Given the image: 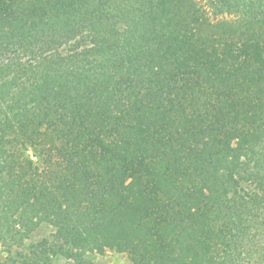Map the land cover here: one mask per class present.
<instances>
[{"label": "trees", "instance_id": "16d2710c", "mask_svg": "<svg viewBox=\"0 0 264 264\" xmlns=\"http://www.w3.org/2000/svg\"><path fill=\"white\" fill-rule=\"evenodd\" d=\"M74 1L0 0V264H94L107 250L171 264L155 245L157 219L175 255L203 248L189 264L242 261L207 252L209 238L188 226L201 214L251 230L246 258L264 264V117L257 143L221 164L211 198L175 179L186 151L214 139L185 134L181 149L191 117L217 121L227 139L239 128L222 105L247 92L232 96L227 78L256 68L240 50L264 39V0H202L216 23L186 10L194 0ZM229 34L240 39L218 47L211 76L201 45ZM215 99L214 115L202 113ZM200 200L218 217L208 204L197 211Z\"/></svg>", "mask_w": 264, "mask_h": 264}, {"label": "rangeland", "instance_id": "374dc122", "mask_svg": "<svg viewBox=\"0 0 264 264\" xmlns=\"http://www.w3.org/2000/svg\"><path fill=\"white\" fill-rule=\"evenodd\" d=\"M77 1L78 0L74 2ZM194 1L196 5L189 4L187 5L188 9L186 10L189 12L190 10L192 12L197 10L200 12L201 18L206 19V16L212 22L216 23L215 21L217 18H215L212 14V8H209L204 2H202V0ZM58 4H60L58 7H62V4L64 3L59 2ZM232 38L240 39L239 37L233 36L231 34H229V37L226 35H220L213 39L211 44H206L205 46L201 45L202 51L205 53L207 59L204 68L209 74H211V76H215L218 72L217 69L214 68L220 59L217 56L219 55L218 47L223 45L224 50L225 46L228 45L227 41H229V44L238 42L232 40ZM246 41L248 40L246 39ZM255 43H260V46ZM245 45H251V47L254 45L248 52H244L242 50L240 51L245 53L250 62H255L256 68L250 73H248L247 68H241L234 72L232 77L227 78V90L232 96L242 92H247V95L243 102H239L237 105H222L223 110L230 112L231 121L233 124H239L238 130L233 131L230 134V139H227L226 136L219 132V123L217 121L208 120V117H191L192 119L188 121L187 126H185V128H183L176 136L179 139L178 145L181 149H183V137H185V134H188V136L190 135L193 138V142L202 140L204 137V131H207L208 135L211 134L214 136V139H212V146L210 148H192L191 150L186 151L187 155L184 157V167L181 170V175L176 176L175 178L179 179V181L183 180L185 182L183 188L186 192L191 190L194 193L195 190L199 191L200 189L204 188L205 195L209 197L212 194V191L214 192L217 190L216 173L220 169L221 164L227 161L229 158H232L235 154V150L251 149L257 143L258 138L257 134H255V130L261 125V118L264 117V39L259 41L258 38L257 42L251 39L249 44ZM228 47H230V45H228ZM257 55H259L258 59H256ZM208 56H210L209 59ZM207 94H209V96L211 95L208 90ZM214 102L216 104L215 107L212 106V104L208 110H203L202 113L214 115L213 109L220 107V105H218L217 99H215ZM30 154L33 156L32 152H30ZM207 164L213 165V168L210 169ZM177 166L178 165H176L175 168H179ZM210 198H208V200H210ZM184 200L189 203L194 202L191 201L192 197L184 198ZM201 203H203V206L206 204L211 206L212 210L210 215H212V217H218L217 213L221 211V208L214 205L213 201L209 204L208 201L206 203L200 200L196 203V205L199 206L197 211L200 209ZM196 205H194V207ZM201 215L202 217L196 216L192 218V221L190 224H188V226L190 227L191 232H201L199 234L200 237L202 236L203 238L207 236V239L209 238L210 242L208 243V246H205V248L211 247V250L207 249L208 253L210 252L211 255L219 262H222V258H224L229 252L231 253V257H234V259H232L233 262L237 261V256L242 255V261H240L238 264H251V261L246 258L250 249V243L252 239L251 237L253 234L251 230L245 226H239L237 228L235 223L232 224L231 222H228L224 217H221L219 220H214L213 222H211L210 219L207 221L209 223H206L204 218L207 217V214ZM160 222L161 220L157 219L152 224V226L155 228V231L157 232L156 233L155 231H152V233L155 235L154 241L156 247L160 249H167V252L171 254L169 258L172 257L171 259L173 263L171 264L192 263V260L189 259L188 256H192L194 253L197 257L198 252L203 248L199 250V248L196 247L197 244L194 243L192 244L190 251H183V248L186 246H182V248H178L176 251L177 254H181V256L175 255L172 253V251H170L172 245L167 244L169 243L170 239L166 242L163 241V234L167 230L163 228ZM226 223L232 225L225 226ZM43 226L47 232L53 230L51 224L45 223ZM180 230L182 232L183 227H181ZM169 234L170 231L167 232L166 239L168 238ZM233 234H238L239 236L237 243H234L233 251H230L229 240L232 239ZM262 249L264 251V246H262ZM4 256L3 248L0 245V261ZM93 260L94 264H135L132 257L128 253L117 252L115 250H107L101 255L95 253Z\"/></svg>", "mask_w": 264, "mask_h": 264}]
</instances>
